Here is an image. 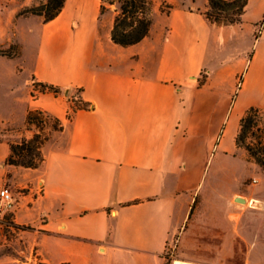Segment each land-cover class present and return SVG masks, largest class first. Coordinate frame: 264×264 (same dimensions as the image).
<instances>
[{
  "label": "crops",
  "instance_id": "0c3cea01",
  "mask_svg": "<svg viewBox=\"0 0 264 264\" xmlns=\"http://www.w3.org/2000/svg\"><path fill=\"white\" fill-rule=\"evenodd\" d=\"M101 4L65 0L49 22L30 15L25 19L36 25L28 30L15 23L30 41H22L15 59L23 85L7 83L14 76L7 78V71L0 74V101L13 99L20 108L19 116L0 110V126H12L0 130V166L10 143L33 137L25 126L29 110L59 119L62 127L41 144L37 168L4 171L10 180L25 179L29 192L11 210L16 230L7 243L14 248L0 264H164L195 198L216 204L217 228L225 224L226 201L250 200L252 178L237 171L234 159L256 166L235 137L240 114L264 100V0L253 15L248 0L240 22L227 26L209 22L204 12L182 13L170 18L168 30L150 29L125 47L110 39L114 8L100 13ZM8 26L0 44L9 43ZM201 70L203 83L193 78ZM41 84L60 91L33 96ZM76 93L86 107L75 106Z\"/></svg>",
  "mask_w": 264,
  "mask_h": 264
},
{
  "label": "rangeland",
  "instance_id": "374dc122",
  "mask_svg": "<svg viewBox=\"0 0 264 264\" xmlns=\"http://www.w3.org/2000/svg\"><path fill=\"white\" fill-rule=\"evenodd\" d=\"M45 1L46 0H0V38L3 35L5 37L3 28L9 25V43L6 45L5 43L0 44L1 75H4L7 71L6 77L9 78L16 73V69L20 67L16 64L17 62L15 59L20 52L22 41L27 43L30 41L25 31L16 30L14 27L16 21L21 20L18 27L26 30L36 25L34 19H25L30 15H19L20 11L26 7L37 6ZM151 1V29L158 32L164 29L168 30L171 26V19H177L176 17L182 13H185V15L193 13L199 17L200 14L202 15L203 12H206L208 9L206 0ZM259 2H261V0H251L248 14H252L257 10ZM74 16L77 17L80 23L87 19L83 14L80 15L78 12H74ZM98 18L100 17L98 16ZM188 21L191 23L194 22L192 19ZM262 24L263 22L259 21L256 26L253 27V32L251 33L253 42L260 36ZM30 49L31 46L26 48V56H29ZM252 50L251 45L250 50H248V58ZM206 75L207 72L201 70L199 74L195 77L193 76V78L197 77L200 83H203ZM242 76L243 70L235 79L231 95V107L236 100L235 96L238 89L242 87ZM23 78V75H14L8 79L7 83L20 88L23 85ZM28 80L27 84L32 82L31 78H28ZM251 88L252 85L249 83L243 90V102ZM35 90L38 91L36 92ZM40 91V87H35L32 92L33 96H38ZM73 100L76 102L78 101L77 93L73 95ZM250 104H253L250 106L264 108V100H255ZM240 106H242V103ZM250 106L245 108L239 118L243 116L244 112ZM0 110L2 113L6 114L14 110L17 116L20 115V108L15 104L13 99L3 101V103L0 101ZM35 117L37 118L34 120L35 124H28L25 120V126L27 128L33 129L34 132L39 131L42 136H48L54 133L52 129L53 119L51 116L36 115ZM40 117H44L45 120L43 123L37 122ZM260 122L262 124L259 126L263 128V132L261 134L259 132L255 133L261 135L264 140V114ZM11 127L12 126L9 125L0 126V130L5 131ZM247 160L253 162L252 166L256 167L248 166V161L243 159L240 155L234 159V164L239 173L252 178L247 182L251 184L250 187L247 188L250 200L245 203L236 202L235 199H230L229 202L226 201L224 204L223 218L225 224L217 228V226L213 225L216 218V204L208 200L201 203L199 197L195 198L193 208L191 209L185 227L182 229L181 233L178 232L177 235H175L174 240L168 245L169 247L164 254V264H174L175 260L192 264H264V170L257 167L255 162L251 160L248 155ZM9 169H13V167L5 161L2 162L0 166V190L3 187L9 189L12 193L14 207L22 195L29 192V186L25 179L10 180L8 176L4 177V171ZM255 179L258 180L257 183ZM204 190L205 187L203 186L201 191L204 192ZM253 198H255V200ZM13 207L0 215V256L13 251L14 248L13 245L7 243L8 238L12 235L14 236L13 231L16 230L11 220V210H13ZM228 222L230 225H232V223L236 225L237 229L232 226H227L226 223Z\"/></svg>",
  "mask_w": 264,
  "mask_h": 264
},
{
  "label": "trees",
  "instance_id": "16d2710c",
  "mask_svg": "<svg viewBox=\"0 0 264 264\" xmlns=\"http://www.w3.org/2000/svg\"><path fill=\"white\" fill-rule=\"evenodd\" d=\"M207 11L204 12V17L211 23L216 25H232L240 22L242 15L246 11L248 0H206ZM99 12L102 13L107 6L113 7L114 19L113 26L110 31V39L114 44L120 46H132L138 44L143 38L148 36L152 27L151 0H101ZM65 0H46L32 7H26L20 11L19 15H35L41 17L43 22H49L55 19L62 8ZM41 91L52 90V92H59L57 87L52 85L41 84ZM75 106L86 107V104L75 101ZM264 109L256 106L249 107L240 119L238 131L235 137L236 146L243 148L249 158L255 164L264 170V140L261 135L263 128L260 127V122ZM48 116L42 111L29 110L27 113L26 123L35 124V116ZM53 119V131L61 130V123L59 119ZM44 117H40L37 122L43 123ZM48 136H42L39 131L35 132L33 137L22 139L18 143H10V153L6 157L5 162L13 166H20L26 168H37L42 161L43 154L41 151V144Z\"/></svg>",
  "mask_w": 264,
  "mask_h": 264
},
{
  "label": "built area",
  "instance_id": "2783aa9c",
  "mask_svg": "<svg viewBox=\"0 0 264 264\" xmlns=\"http://www.w3.org/2000/svg\"><path fill=\"white\" fill-rule=\"evenodd\" d=\"M13 207V197L12 193L8 188L3 187L0 190V215ZM169 246H167L168 249ZM166 249V250H167Z\"/></svg>",
  "mask_w": 264,
  "mask_h": 264
},
{
  "label": "water",
  "instance_id": "95a60500",
  "mask_svg": "<svg viewBox=\"0 0 264 264\" xmlns=\"http://www.w3.org/2000/svg\"><path fill=\"white\" fill-rule=\"evenodd\" d=\"M64 92L67 94V90L65 89ZM236 202H240V203H245V199L244 198H241V197H238V198H235Z\"/></svg>",
  "mask_w": 264,
  "mask_h": 264
},
{
  "label": "bare ground",
  "instance_id": "6f19581e",
  "mask_svg": "<svg viewBox=\"0 0 264 264\" xmlns=\"http://www.w3.org/2000/svg\"><path fill=\"white\" fill-rule=\"evenodd\" d=\"M174 264H192V263L179 262L178 260H175Z\"/></svg>",
  "mask_w": 264,
  "mask_h": 264
}]
</instances>
